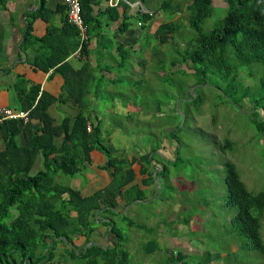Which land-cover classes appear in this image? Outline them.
<instances>
[{
  "label": "trees",
  "instance_id": "trees-1",
  "mask_svg": "<svg viewBox=\"0 0 264 264\" xmlns=\"http://www.w3.org/2000/svg\"><path fill=\"white\" fill-rule=\"evenodd\" d=\"M7 1L0 0L3 5H6ZM81 1L89 34L92 35L94 31L91 24L95 21V16L90 17L91 20L88 18L90 8L86 6L84 0ZM226 1L228 2L226 14L220 12L221 18L212 29H206L204 25L215 13L214 0H161L159 6L153 10L147 12L138 10L135 13H129L130 5L122 1L124 8L121 14L110 6L105 10L116 12V16L112 19L123 17L122 24L125 27L119 28L122 33L130 28L133 18L144 26L148 24L150 29L157 10L163 9L169 17L186 11V23L162 21L154 34L148 32L146 36V46L153 43L154 48H157L159 43H164L171 48L168 57L164 59L168 62L170 72L163 74L162 79L165 83L172 84L177 74L180 75L181 81L183 76L195 74L197 82L206 85L214 75H222L227 82H224L223 87L217 86L221 94L235 96L238 103H242L248 100L254 87L245 83L244 79L248 76H242L244 71H240V66L259 63L264 71V0ZM143 3L152 6L151 0H143ZM40 5L37 9L38 13L45 8L44 3ZM64 7L59 6V8ZM52 13L65 12L56 10ZM63 18V28L51 22L47 36L43 37L32 34L31 21L26 24L27 40L24 41L23 50L28 46L26 43L32 39L47 46L46 50L39 51L40 53L36 51V55L32 58L37 67L47 70L58 61L66 60L71 52L78 49L77 28L68 22L67 13ZM186 29L188 32L192 30L193 33L190 36L188 33L186 36L188 39L184 40L181 32ZM64 30L73 33L72 36L76 39L70 36L59 41V35ZM177 36L183 40V47L178 46ZM174 39L176 43L172 42ZM128 46L133 47V43ZM128 46L123 44L120 50L123 61L126 60ZM88 47L89 43H85L82 49V54L86 57L89 56ZM140 51L143 52V48ZM167 51L162 53L166 54ZM58 52L59 57L52 60L54 53ZM87 63L90 65L89 62ZM181 64L188 65L194 71L177 67ZM119 66H123V62L119 63ZM109 70H116V66H110ZM88 77L89 75L83 79L85 83L91 82ZM17 79L21 109L30 110L31 120L24 122L23 119H5L0 122V264H52L56 261L54 252L56 245L59 242L74 244L73 237L76 234H84L81 227L86 226L89 227L87 235L84 234L86 245L79 252L78 247L74 246L72 249L74 257L83 259L85 264H139L131 260L129 251L124 248L120 228L111 215H106L108 219L102 222L108 225L106 232H113L117 237L113 245L105 247L97 242L89 244L95 234L93 225L95 226L97 210L100 209V212L105 214L110 211L112 215L123 214L126 218L123 209H117L118 198L124 199L126 205L145 199L143 198L145 191L140 187V183L130 185L136 179V172L132 167L135 161L128 158L130 164H127L125 157L119 159V156L108 149L103 139L102 120L96 123L86 109L80 108L75 116L65 117L60 124L53 123L48 108L56 99H64L71 90L56 97L43 91L41 84L28 81L22 75H18ZM262 89H264V81H262ZM263 98L256 99L255 104L249 98L253 104L250 109L255 116L256 127L262 134H264V117L261 116L259 109L262 108ZM185 101L188 105L194 103L201 107L205 103V100L203 101L195 92H192L190 99ZM35 120L40 122L39 126L35 125ZM174 132L175 130H172L171 134L175 135ZM59 136H62V140L57 142ZM233 146L234 142L227 139L221 148L227 150ZM95 148L101 150L107 157L106 163L103 164L104 169L113 168L110 188L83 197L73 187L63 186L56 181L57 174L76 175L83 172L91 164V152ZM40 153L43 168L33 173L34 162ZM142 159L145 160L144 163ZM153 160L154 156L151 153L142 154L138 158L141 174H147L146 179L142 180L146 186L151 185L154 178L152 171L147 170L146 164L152 163ZM166 169L167 165H164L163 170ZM226 170L227 202L237 208V213L231 221L233 227L245 237L246 247L264 255V238L261 233L264 191H250L232 161H227ZM13 208L17 213L12 212ZM72 211H75V214H72ZM129 223L131 227L145 230L146 225L135 220L131 219ZM157 249H161L157 239L145 242L146 253H155ZM185 257V254L178 251L176 255L170 257V260L184 264Z\"/></svg>",
  "mask_w": 264,
  "mask_h": 264
},
{
  "label": "rangeland",
  "instance_id": "rangeland-1",
  "mask_svg": "<svg viewBox=\"0 0 264 264\" xmlns=\"http://www.w3.org/2000/svg\"><path fill=\"white\" fill-rule=\"evenodd\" d=\"M160 1L151 0L152 6H144L151 8V11L159 6ZM12 2L14 0H8L6 5L0 2V14L6 13L9 7L13 11L14 5L10 6ZM132 3L130 5L137 8L140 4L135 1ZM214 6L215 13L207 19L204 25L206 29L214 28L221 18V11L224 15L228 2L214 0ZM186 14L187 12L183 11L169 17L163 9L157 10L151 30L147 26L141 27L136 18H133L129 29L132 26L139 29V40L134 38L127 41L128 44L133 43V47L127 48L129 50L123 66L114 63V81L101 78L98 86L94 87L98 98L97 107L86 110L91 116L99 115L96 111L101 113L105 145L119 156V159L125 157L127 164H130L129 159L136 162L140 155L151 153L154 160L146 165L154 178L152 184L144 190L143 198L146 203L138 204L137 207L135 204L127 209L125 206V211L136 207L134 211L124 212L126 218L123 214L112 215L111 211L105 214L96 208L93 227L97 237H106L108 225L101 220L106 215L113 216L120 228L124 248L129 251L131 260L139 264H179L170 260L178 251L186 255L184 264H263L264 255L246 247L245 237L233 227L231 221L237 213V208L227 202L225 181L226 163L232 161L250 191H264V134L256 127L255 116L250 109L253 104L249 101L250 98L255 104L256 99L264 97L263 67L259 63L240 66V71H244L242 76H248L244 79L245 83L254 87L245 101L246 104L238 103L235 96L221 94L217 86L223 87L224 82H227L222 75H214L206 85L203 82L198 83L195 74L183 76V81L177 74L172 84L165 83L161 76L170 72L168 62L164 59L168 57L171 48L164 43H159L157 48H154L153 43L146 46L147 32L149 30L154 34L162 21L186 23ZM188 33L190 36L193 32H188L187 29L181 32L184 40L188 39ZM154 39L155 36L152 40ZM122 40L125 44L126 40ZM172 42L176 43L175 39ZM182 43L183 40L177 36L178 46L181 47ZM142 48L143 52L140 51ZM165 50L168 51L163 54ZM96 56L100 60L101 54L94 52V58ZM114 59L120 61L121 57L115 55L105 61ZM177 67L194 71L185 64ZM15 81L18 82V79ZM192 92L205 100L202 107L194 103L187 104L185 100L190 99ZM2 99H5V93ZM261 103L259 112L264 117V98ZM172 130H175V135L171 134ZM227 139L233 141L234 146L223 150L221 145ZM144 162L142 159V163ZM103 164L99 166V172H106L105 169L109 173L113 172L112 167L104 169ZM164 165H167L166 170H163ZM142 177L138 173L131 184L140 181ZM55 179L63 186L78 188L76 190L83 197L102 192L112 186L107 177L95 170L76 175L60 173ZM81 191L89 195H84ZM120 200L118 198L119 202ZM12 212L17 213L15 208ZM72 212L75 214V211ZM131 219L146 225L143 234L130 226ZM88 229L87 226L81 227L84 234ZM261 233L264 238V215ZM73 238L75 239V236ZM151 239H157L161 249L148 254L144 245ZM60 243L56 245L58 255L54 263L85 264L83 259L74 257L71 252L67 253ZM68 245L69 248L75 246ZM81 245H78L79 251L82 250Z\"/></svg>",
  "mask_w": 264,
  "mask_h": 264
},
{
  "label": "crops",
  "instance_id": "crops-1",
  "mask_svg": "<svg viewBox=\"0 0 264 264\" xmlns=\"http://www.w3.org/2000/svg\"><path fill=\"white\" fill-rule=\"evenodd\" d=\"M84 1L86 3V6L88 5V7L90 8L88 12V18L95 16V21H92L91 24L92 29L94 31L92 35L89 34V26H88L89 42L88 41L87 42L89 43V47H88L89 56L86 57L82 54V52L81 54H79L77 50H74L67 57L66 60L58 61L57 64H55L54 66L50 67L47 70L37 67L36 64L32 61V58L36 55V51L41 52L43 50H46L47 46L45 44H42L39 41L32 39L26 43L28 46L26 49L23 50V45L25 46L24 41L26 39V34H25L26 24L28 23V21H31L33 27L32 34L37 37L47 36L48 27L51 25V22H53L59 28H63L64 25L63 17L66 13V8H67L65 4V0H44L43 2L42 0H14V2H12L10 5L11 7L14 5L13 6L14 10L12 11L9 7V9L6 10L7 11L6 13L0 14L1 16L0 108L9 107L14 110H25V109H21V104H20L21 99L19 97V92L17 89V82L15 81L18 75H22L28 81L41 84V89L43 91H47L56 97H59L60 95L65 94L71 90V92H68V95L64 99L61 100L56 99L53 102V104L48 108V112L49 114H51L53 118V123L56 125L60 124L63 121V119L67 116H75L79 112L80 108L93 109L95 107L96 109L98 104V98L96 97L97 92L96 90H94V87L96 85L98 86L99 80H101V78L111 79L110 80L111 82L114 81L116 75L114 73V70L112 71L109 70V67L112 66V64L110 65L109 62L113 64L115 62L117 63L123 62L122 58L120 61L114 59L113 61L106 62L105 60H108L109 57H114L115 55H117L119 58L121 57L119 53L124 44V40L122 39L126 40V43L124 45L128 46L127 41L134 38H137L135 40L138 41L139 40L138 36L140 35V33L137 32L139 31V29H137L134 26H132L131 29L128 28L127 31L123 33L120 32L119 28L125 27L122 24L123 17L121 16L118 19L117 18L112 19L113 16L114 17L116 16V12L111 10L106 11L105 9L108 6H110L111 9H114L115 11L118 10L119 13L121 14L124 8L122 1H125L129 5L133 1H135V3H140L138 5V8L132 6L133 5L132 3V5H130L128 9L129 13H135L138 10L147 12L150 11V8L148 9L146 6H144L143 0H84ZM41 3H44L45 8H43L42 11L38 13L37 9L39 6H41L40 5ZM59 6H65V7L59 8ZM113 6L117 8H114ZM56 10L64 11L65 13H52ZM100 12H104V13L101 14ZM43 16H45L46 18ZM138 24L141 27L144 26V24L142 25V23H138ZM131 25H132V21H131ZM147 27L149 29L148 24ZM72 34L73 33L71 32L68 33L66 30L62 31L59 35V41L64 37L70 38ZM77 34H78V30H77ZM52 38L54 39L53 35ZM71 38H74V36H72ZM78 39H79V45H81V40L79 36ZM87 42L85 43L87 44ZM85 43L82 44V48L83 45H85ZM94 52H98L101 54L100 60L97 56L96 58H94ZM57 57H59V52L56 54L54 53L52 60H55ZM87 62H89L90 65ZM86 69L88 70L86 73H84ZM88 75L90 77L89 79L91 80V82L85 83L83 79H85ZM92 84L94 85L92 86ZM3 93H5L4 100L2 99ZM96 112L99 113V115L95 114L93 116V120H95L96 123H98L99 120H101L102 116L99 111ZM34 123L36 126L40 125V122L38 120H35ZM89 130H91V127H89ZM103 130H104V126H103ZM56 140L57 142H60L62 140V136L57 137ZM41 155H42L41 153L37 155L35 160V162L37 163L34 162L32 172L35 170L34 172L36 173L37 171L43 168V160L41 158ZM91 156H92V162L91 164L88 165L86 169L83 170V172L86 173L88 171L95 170L102 176L107 177L109 183L113 178L112 175L113 172L109 173V171L105 169L106 172L103 171V173H101L99 172L98 169L100 165L106 163L107 161L106 155L101 150L95 148L92 150ZM134 158L136 159V157ZM136 164H138L139 166L137 167ZM132 167L136 172V178H137V174L138 173L141 174V164H139V161L137 160L132 165ZM142 176H143L142 179H140V181L138 180L137 182L140 183V187L143 190H145L147 189L148 186L144 185L142 183V180L146 179L147 174H143ZM99 178L101 179L102 177L99 176ZM73 188L75 189V187ZM82 193L84 195H89L84 192ZM119 199L121 198L119 197ZM144 202L146 203V200H136L130 203L129 205H126V201L121 199L120 202L118 203L117 209H123L125 206H127L125 208L127 209L129 208V206H135V204L137 207L138 204H144ZM136 207H132L131 210L129 209L128 210L134 211L136 210L135 209ZM125 209L123 210V212L129 213V211H125ZM107 219L106 217H104V219L101 221H106ZM132 228H136L140 230L142 232V233L140 232V234H143L144 231L143 229H139L135 226ZM116 238L117 237L113 232H107V236L102 238L97 237V234L95 232V234L92 236L91 242H97L100 245L106 247L109 245H113V242L116 240ZM110 239H112V241ZM85 241H86V236L84 234L82 235L76 234L73 245L78 247L79 244H82L83 246L81 245L80 249H83V247H85ZM60 244L63 247H65L67 253L71 252L72 254L73 248H69L68 245L71 243L68 242L65 244L64 243H60ZM56 250H58L57 247L54 250L57 259L58 253ZM77 251L79 252L78 249ZM52 264H56V263H52Z\"/></svg>",
  "mask_w": 264,
  "mask_h": 264
},
{
  "label": "built area",
  "instance_id": "built-area-1",
  "mask_svg": "<svg viewBox=\"0 0 264 264\" xmlns=\"http://www.w3.org/2000/svg\"><path fill=\"white\" fill-rule=\"evenodd\" d=\"M65 3L67 4L68 22L77 28L82 46L83 43L89 41V34L81 0H65ZM20 118L24 119V122H28L30 120V110H14L9 107L0 108V122L5 119Z\"/></svg>",
  "mask_w": 264,
  "mask_h": 264
},
{
  "label": "clouds",
  "instance_id": "clouds-1",
  "mask_svg": "<svg viewBox=\"0 0 264 264\" xmlns=\"http://www.w3.org/2000/svg\"><path fill=\"white\" fill-rule=\"evenodd\" d=\"M81 3H82V1H81ZM66 4V3H65ZM83 6V5H82ZM66 7H67V4H66ZM66 13H67V8H66ZM84 15V14H83ZM85 18V17H84ZM67 19H68V13H67ZM86 22V21H85ZM139 23H141V22H139ZM74 26V25H73ZM89 42V41H88ZM87 42V43H88ZM84 46V45H83ZM82 46L81 45H79V47H78V49H77V51H78V53H79V51L80 52H82ZM81 54V53H80ZM31 117V116H30ZM20 119H22V118H20ZM24 120V119H23ZM30 120H31V118H30Z\"/></svg>",
  "mask_w": 264,
  "mask_h": 264
}]
</instances>
